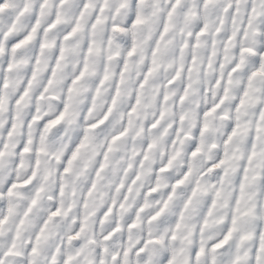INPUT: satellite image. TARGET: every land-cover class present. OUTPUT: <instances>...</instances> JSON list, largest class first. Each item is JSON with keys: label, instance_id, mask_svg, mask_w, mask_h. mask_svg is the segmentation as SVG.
<instances>
[{"label": "snow or ice", "instance_id": "snow-or-ice-1", "mask_svg": "<svg viewBox=\"0 0 264 264\" xmlns=\"http://www.w3.org/2000/svg\"><path fill=\"white\" fill-rule=\"evenodd\" d=\"M0 264H264V0H0Z\"/></svg>", "mask_w": 264, "mask_h": 264}]
</instances>
